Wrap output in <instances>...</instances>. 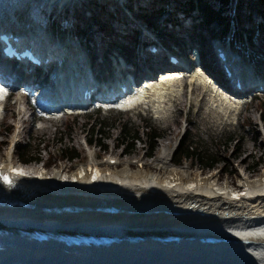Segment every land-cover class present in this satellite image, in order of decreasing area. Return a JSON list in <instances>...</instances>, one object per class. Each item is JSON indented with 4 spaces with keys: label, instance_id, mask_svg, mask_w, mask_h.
I'll return each mask as SVG.
<instances>
[{
    "label": "bare ground",
    "instance_id": "1",
    "mask_svg": "<svg viewBox=\"0 0 264 264\" xmlns=\"http://www.w3.org/2000/svg\"><path fill=\"white\" fill-rule=\"evenodd\" d=\"M95 1L103 2L80 0L71 5L68 0H47L46 5L67 7V14L76 23V15L87 14L90 20L100 15L96 5L91 4ZM129 2L123 0L125 5ZM257 6V0H247L244 7L247 11H257ZM122 18L125 22L131 21L127 15ZM196 29L203 37L209 33L207 25L204 29L197 23ZM178 40L174 37L169 41ZM144 62L140 57L133 66L142 67ZM168 80H155L118 104L129 105L146 94L154 83L159 86L151 90L158 91ZM180 95V92H170L166 98L177 106L181 102ZM68 109L82 108L70 105ZM164 151L159 146L152 157L164 160ZM4 155L1 168L21 170L15 173L13 183L0 186V264H264V245L261 244L264 239V170L252 177H239L241 187L235 193L228 190L229 184L235 186L233 182L226 180L218 184V175L201 171L190 173L184 169V164L160 172L149 166L130 168L128 163L111 168L89 162L71 168L67 182L60 184L64 178L60 167L55 166L51 172L40 167L31 170L29 163L20 165L12 161L11 154ZM106 204L115 210L108 213L93 208ZM23 229L44 230L49 234L105 231L118 238L127 234L141 237L127 244L125 240H117L107 246H66L49 238L44 241L23 238L18 233ZM165 233H174L179 240L160 244L149 238L150 234ZM202 234L224 236L227 241L202 245L196 242V236ZM13 255L16 257L13 261H4L6 256Z\"/></svg>",
    "mask_w": 264,
    "mask_h": 264
},
{
    "label": "rangeland",
    "instance_id": "2",
    "mask_svg": "<svg viewBox=\"0 0 264 264\" xmlns=\"http://www.w3.org/2000/svg\"><path fill=\"white\" fill-rule=\"evenodd\" d=\"M129 2V6L131 7V11L133 8L134 1L127 0ZM140 2H149V0H138ZM175 2H180L183 6L189 4V0H174ZM195 2L197 0H194ZM236 0H228L227 5L230 8V11L233 12L232 5ZM238 1V0H237ZM204 3H208L210 7H215L218 4L216 0H204ZM247 3V0H239L238 10L239 21L238 23L230 24V26L225 30L224 36L225 40H229V36L234 34L240 35V43L235 42V46H237L241 52L249 53L253 64L260 65L264 64V42L259 41V45L262 48L261 51L251 45L250 39H244L243 35L246 34L248 30L245 29L244 25L248 24V19L246 18V8L244 7ZM113 3L109 5V2L106 3V8L110 9L113 7ZM159 6V4H158ZM139 7V5H138ZM135 12H141L142 9L135 8ZM145 9V8H143ZM253 9V8H252ZM111 11V10H110ZM117 11H119V7H117ZM180 16H183L182 12H178ZM141 15H143L141 13ZM198 18V16H196ZM148 20V18L145 17ZM254 18L251 17L250 20ZM152 19L148 20L151 22ZM154 26L157 25L156 18L152 21ZM118 21L116 24H120ZM127 23V22H126ZM113 24V23H112ZM129 24H131L129 22ZM162 25V24H159ZM120 26L125 27L123 24ZM119 25H116V29H120ZM63 27V26H62ZM235 27H240L237 30ZM64 28V27H63ZM257 26L254 25L252 27L253 31H250V34L254 35ZM75 32L74 29H72ZM208 31L213 32H222L220 30V24L210 23L208 26ZM207 31V32H208ZM98 36L102 37V33L97 31ZM157 33H160L157 31ZM170 34L169 32H167ZM204 36L206 32L203 33ZM175 39L180 38L179 35L175 34ZM173 36V37H174ZM147 37V36H146ZM172 37V38H173ZM85 34H83L82 42L86 46H89L88 43H84ZM253 40L258 41L257 38H252ZM182 40V39H180ZM103 41V40H102ZM182 43L184 40L181 41ZM195 44H199L198 41L194 40ZM91 49L89 48L86 53L91 60ZM102 67V66H100ZM3 75H8V71L0 70ZM193 77L195 78L193 83L198 84L196 87H193L191 82H188L186 85L184 79H176V80H168L164 84L161 91L162 94H159L156 90L153 93H150L146 101H132L131 104L127 107H115V106H100L98 109L92 108L90 104L85 108V112H76L75 114H66L57 112V114L53 116H49L46 118H41L40 121H36L32 118L31 114L28 112L19 111V107H23L24 105L20 101V97H18L19 89H14L13 97H8L6 100L0 99V161H3L5 158V151L7 148V140L10 136L11 128L6 129L5 126L9 123V126L14 124L16 126L15 133V143L24 142L27 139H30V143L32 145L36 144L38 140L42 138L45 142V150L42 149V144H39L41 159L43 162V158L49 161V164L44 165V170L51 172L55 166L60 167L62 169L61 173L69 172L68 168H77L80 164H86L90 161L101 162L102 166H105V162L103 161L104 156L113 155L115 161V165H111V168H119L123 167L125 164H130V168H135L137 166H149L152 169L159 170L160 172L168 171L171 166H177L175 164L171 165L169 163V159L164 160H156L152 156L159 151V146L169 147L175 141L177 142V137L180 132L186 128L191 132L193 138L201 139L208 149L214 150L216 148L215 141L218 138L224 137V135L232 133L235 137H237V143L240 145L239 147L242 149L241 154L237 157H233L231 155H224L225 161L223 165L230 169L231 171H227L226 173L220 175V168L218 167L221 162L216 164L214 169L203 170L202 173L211 172L215 177L217 176V183L223 184L226 180L233 182L235 186L238 185L239 177L246 176L252 177L258 174L260 171L264 170V140H261L262 132L259 129L260 134L257 132V129L260 127L259 118H258V101L264 103V91H257L252 99L244 104L238 103V101L233 100L228 97V95L224 91H220L219 100L212 99V91L208 89V85L204 82V78L202 77V73L199 74L194 73ZM159 84H156L158 86ZM174 87V88H173ZM173 88V89H172ZM174 91V92H173ZM180 92V104L175 106L174 103H171L166 98L168 93ZM217 96V95H215ZM218 97V96H217ZM259 99V100H258ZM237 102L238 104L233 106V104ZM182 113L186 114L188 123L186 120H183ZM73 117H70L72 116ZM74 119L75 121L72 126L71 133H66L63 126L65 124L66 119ZM100 118H105L107 122L113 121H125L128 125L138 124L141 118H145L147 122L152 123L153 125H157L162 130V134L156 140L155 151L152 156H146L141 147V142L136 141L134 144V152L130 154L119 153L121 149L119 147L114 146L113 138H105L106 139V151L97 158L96 152L97 147L94 145L85 144L84 138L88 135L86 132L87 125H84L88 119L89 121H96ZM251 121V127L244 125V120ZM252 125H254V129L256 132L252 130ZM109 127V128H108ZM108 127H104L106 130L108 128L109 132L113 134L117 133L115 128L111 127V124ZM257 127V128H256ZM256 133V134H255ZM258 133V134H257ZM61 134V141L57 139V136ZM256 136V139L254 138ZM177 139V140H176ZM71 144L74 148L81 152V159L78 157L76 159H60L57 154L59 153L57 148L59 146H63L64 144ZM86 147V150L84 148ZM14 147L11 148V158L12 161H17L16 154L14 152ZM46 149H48L49 154L51 155L47 159ZM259 155L263 156V159L258 164V170L256 172L252 171L250 167L252 160L254 157H259ZM94 156V157H93ZM90 160V161H89ZM160 161V162H159ZM32 169H36L40 167L41 162L32 161L29 163ZM41 164V165H40ZM186 165L185 170L187 172L192 173V171H200L199 163L196 160H185L181 163ZM117 166V167H116ZM106 167V166H105ZM64 176V175H62ZM237 184V185H236ZM240 186V185H239ZM241 187V186H240ZM241 190V189H240ZM69 249V248H68Z\"/></svg>",
    "mask_w": 264,
    "mask_h": 264
},
{
    "label": "trees",
    "instance_id": "3",
    "mask_svg": "<svg viewBox=\"0 0 264 264\" xmlns=\"http://www.w3.org/2000/svg\"><path fill=\"white\" fill-rule=\"evenodd\" d=\"M228 0H217L218 2L215 7H210L208 3H204V0L198 1V6L202 12L203 20L200 23L201 26L205 29L206 24L208 23L210 18H214L218 22L222 23L223 28H226L228 25L236 24L239 21L238 16V6L235 5L233 8L236 12L233 14L230 11V8L227 5ZM258 11L264 15V0H257ZM248 18V17H247ZM258 24L263 26L264 23L258 22ZM258 116L262 123L264 129V103L258 101ZM73 117V116H70ZM75 121L72 119H66L63 129H65L66 133H71L72 126ZM244 125L251 127V121L246 119L244 120ZM111 124L112 128L117 130L116 134L112 135V132L108 130V125ZM84 125H87L86 132L88 135L85 137L87 143H91L97 147V152L106 151V139L105 138H113L114 146L119 147L120 152L130 154L134 152V144L136 141L141 142V147L145 155H151L155 151L156 140L163 133L160 127L157 125H153L152 123L147 122L145 118H141L138 124L128 125L125 121H113L107 122L105 118H100L96 121H89V119L84 122ZM252 125V130L256 132ZM104 127H108L106 130ZM5 128L9 129V123L6 124ZM256 134V133H255ZM258 134V133H257ZM256 139V136L254 135ZM57 139L61 141V134L57 136ZM30 139H27L24 142H20L15 146L14 152L16 157L23 160L24 162H32L41 160V153L39 144H42V149L45 150V140L42 138L41 140L36 141L37 143L32 145ZM205 143L198 138H193L191 132L188 129H185L179 136V139L174 146V149L171 153L170 158L174 162V164L180 166L181 163L185 160H196L199 163V169L202 173L203 170L214 169L216 164L221 162L218 166L220 168L219 174L222 175L227 171H231L227 167L223 165L225 161L224 155H231L233 157L239 156L242 152V149L239 147L237 143V137H235L232 133L224 135L222 138H218L215 141L216 148L214 150L208 149L204 146ZM58 150V158L60 159H76L80 158L81 152L76 150L71 144H64L63 146H59ZM47 159L51 156L46 149ZM50 159V158H49ZM263 159V156L259 155V157H254L250 167L253 172L258 170V164ZM43 162L45 164H49V161L43 158Z\"/></svg>",
    "mask_w": 264,
    "mask_h": 264
},
{
    "label": "snow or ice",
    "instance_id": "4",
    "mask_svg": "<svg viewBox=\"0 0 264 264\" xmlns=\"http://www.w3.org/2000/svg\"><path fill=\"white\" fill-rule=\"evenodd\" d=\"M21 174H23V173L21 172Z\"/></svg>",
    "mask_w": 264,
    "mask_h": 264
},
{
    "label": "water",
    "instance_id": "5",
    "mask_svg": "<svg viewBox=\"0 0 264 264\" xmlns=\"http://www.w3.org/2000/svg\"><path fill=\"white\" fill-rule=\"evenodd\" d=\"M135 239H138V238H135Z\"/></svg>",
    "mask_w": 264,
    "mask_h": 264
}]
</instances>
